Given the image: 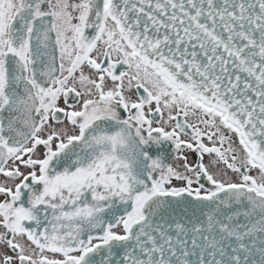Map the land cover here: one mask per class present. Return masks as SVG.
<instances>
[{"label":"snow or ice","instance_id":"6c2138e0","mask_svg":"<svg viewBox=\"0 0 264 264\" xmlns=\"http://www.w3.org/2000/svg\"><path fill=\"white\" fill-rule=\"evenodd\" d=\"M0 264H264V0H0Z\"/></svg>","mask_w":264,"mask_h":264}]
</instances>
